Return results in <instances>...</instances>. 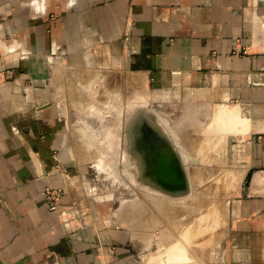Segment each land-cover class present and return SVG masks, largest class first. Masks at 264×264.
Instances as JSON below:
<instances>
[{
	"label": "crops",
	"instance_id": "0c3cea01",
	"mask_svg": "<svg viewBox=\"0 0 264 264\" xmlns=\"http://www.w3.org/2000/svg\"><path fill=\"white\" fill-rule=\"evenodd\" d=\"M120 74L222 109L241 182L219 263L264 264V0H0V264H181L110 212L66 223L44 201L48 184L68 204L87 197L67 156V108L103 84L118 90Z\"/></svg>",
	"mask_w": 264,
	"mask_h": 264
},
{
	"label": "rangeland",
	"instance_id": "374dc122",
	"mask_svg": "<svg viewBox=\"0 0 264 264\" xmlns=\"http://www.w3.org/2000/svg\"><path fill=\"white\" fill-rule=\"evenodd\" d=\"M126 77L127 75L121 74L117 77L118 90H108V86L103 84L96 97L88 100L81 109L75 106L67 108L70 118L67 138V147L70 148H67V156L72 164L73 174L79 175L80 181L84 180L82 194L87 196L79 206L84 212H110L111 222L131 229L140 241H145L151 252L162 255L163 258L164 254L168 259L176 254L181 264H190L192 260L196 264H206L207 261L221 264L219 260L222 259L224 234L235 227L231 206L239 194L241 182L240 157L235 146L237 141L228 138L232 125L226 124L227 117H218L221 108L207 107L205 96L201 92L159 91L136 80L133 88L129 85L132 80H126ZM143 90L151 93L152 101L140 108L135 104L134 94ZM110 93H115L118 97L119 111L104 104ZM141 115L152 124L163 122L171 135H177L174 141L179 157L185 161L186 178L191 185L176 199H169L170 195L162 188L145 184L141 179V169L137 164L136 168L132 162L131 143L133 144L137 133L133 130L131 132V126L136 124ZM181 131L183 136L179 134ZM140 135L141 133L138 134ZM220 139L223 140L222 143H218ZM215 145L220 146V149L218 146L215 149ZM202 182L203 185L200 186ZM180 201L183 203L179 204ZM131 203L140 206L134 211ZM192 204L199 207L191 210L189 206ZM214 213H217V217L220 215L221 222ZM214 217L218 223L214 222ZM134 221L136 226L139 225L138 229L132 228L131 223Z\"/></svg>",
	"mask_w": 264,
	"mask_h": 264
},
{
	"label": "bare ground",
	"instance_id": "6f19581e",
	"mask_svg": "<svg viewBox=\"0 0 264 264\" xmlns=\"http://www.w3.org/2000/svg\"><path fill=\"white\" fill-rule=\"evenodd\" d=\"M98 75V74H97ZM96 76V74H95ZM131 76V75H130ZM139 77V76H138ZM130 78V77H129ZM137 77H135L136 79ZM132 79V78H131ZM134 79V78H133ZM99 80H100V75H99ZM98 80V82H100ZM95 80L92 78V79H89L88 80V83L82 88L83 92L82 94H86L87 96L91 97L93 96L94 92L93 89L92 90V83L94 82ZM97 81V80H96ZM131 81V80H130ZM133 81V80H132ZM137 81V80H136ZM102 82V81H101ZM100 82V83H101ZM95 83V82H94ZM100 83H98L97 85H99ZM101 85V84H100ZM131 85V84H129ZM135 85V84H133ZM98 87V86H97ZM95 88V87H93ZM96 91V90H95ZM81 92V90H80ZM97 92V91H96ZM136 92V91H135ZM138 92V91H137ZM115 94V93H114ZM113 94V95H114ZM150 94L151 93H148L146 90H143L134 94V100H135V104L138 105L140 108H142V106H144L145 104H147L151 99L152 97H150ZM81 95V94H80ZM109 95V94H108ZM111 95V94H110ZM120 95V94H119ZM158 95V93H157ZM112 96V95H111ZM110 98H113L111 97ZM115 97L113 98L114 100L112 101H108V104H110V106L116 110V111H119V107H120V102H119V99L116 97V95H114ZM155 96V95H154ZM160 96V95H159ZM158 96V97H159ZM80 98V96H78ZM94 97H96L94 95ZM161 97V96H160ZM78 98V100H79ZM83 98V97H82ZM157 97H154V99H156ZM162 98V97H161ZM91 99V98H90ZM88 98V100H90ZM108 99V98H107ZM96 100V99H95ZM133 100V98H132ZM152 101V100H151ZM85 102V101H84ZM80 103V102H79ZM83 103V102H82ZM82 105V104H80ZM78 106V105H77ZM108 106V105H107ZM79 107V106H78ZM77 107V108H78ZM80 108V107H79ZM217 113V112H216ZM220 114L218 117L222 116L223 117V114L222 112L218 113ZM134 120V119H133ZM132 120V121H133ZM107 122V120H106ZM135 122V121H134ZM105 123V122H104ZM133 123V122H132ZM136 126L132 125L131 126V132L133 130L134 133H137L135 134V138L133 140V144L131 143V155H132V162H134V165H138L139 167V170L141 169V179L144 180L145 184L149 183L150 187H153V186H156L159 187V188H162L164 189V191L170 195V197H168L169 199H176L177 197H179V194H182L184 191H186L187 187H189L191 184L188 183L187 181V178H186V172H185V161L179 157V153H178V150H177V144L176 142L174 141V139H177V135L174 134V135H171V132L169 131V129L167 128V126H165V124L162 122V123H157V124H152V123H149L145 118H144V115H141L138 117L137 121L135 122ZM188 123V122H187ZM194 123V122H193ZM186 124V123H184ZM190 124V122H189ZM193 125V124H191ZM136 127V128H135ZM184 127V126H183ZM190 128V127H189ZM192 128V127H191ZM184 129V128H183ZM186 129V128H185ZM78 131V130H77ZM193 131V130H192ZM132 132V133H133ZM179 132V131H177ZM140 136H138V134H140ZM187 133V132H186ZM185 133V134H186ZM80 134V133H79ZM82 134V133H81ZM180 135L182 134V131L181 133H179ZM179 136V135H178ZM183 136V134H182ZM182 136H179V137H182ZM82 140L85 141V139H83V136L81 137ZM85 138V137H84ZM129 139V138H128ZM127 139V140H128ZM179 139V138H178ZM183 139V138H182ZM222 140V139H220ZM219 140V141H220ZM87 141V140H86ZM129 141V140H128ZM218 143H222L223 140L221 142ZM131 142V141H129ZM182 142V141H181ZM90 143V142H89ZM193 143V142H192ZM86 144V142H85ZM184 144V143H183ZM208 144L209 141H208ZM217 144V143H216ZM224 144V143H223ZM185 145V144H184ZM190 146L192 145L191 143L189 144ZM221 147L222 145L219 144ZM89 146V145H88ZM127 146V144H126ZM180 146V145H179ZM208 146V145H207ZM218 146V145H217ZM217 146L215 145V149L217 148ZM220 146H218L220 149ZM223 146H226V145H223ZM90 147H92V144H90ZM186 147V146H185ZM194 147V146H193ZM127 148V147H126ZM129 148V147H128ZM223 148V147H222ZM221 148V149H222ZM185 149V148H184ZM191 149V148H190ZM92 150V148L90 149ZM96 150V149H95ZM94 150V151H95ZM130 150V149H128ZM101 151V150H100ZM199 151V150H198ZM216 151V150H215ZM223 151V150H222ZM198 153V152H197ZM211 152H209L210 154ZM216 153V152H215ZM214 153V157H216V154ZM195 154V153H194ZM212 154V153H211ZM221 154V153H219ZM94 155V154H93ZM96 155V154H95ZM130 155V156H131ZM199 156V155H198ZM202 157V156H201ZM209 157V155H208ZM211 157V155H210ZM209 157V158H210ZM186 158V157H185ZM187 159V158H186ZM188 160V159H187ZM206 160V159H205ZM210 160V159H209ZM136 162V163H135ZM191 163V161H189ZM211 162V161H210ZM188 163V162H187ZM133 165V166H134ZM137 165L135 166L137 168ZM96 166V165H95ZM194 173V172H192ZM195 174V173H194ZM197 174V172H196ZM193 175V174H192ZM200 175V174H199ZM198 176V175H197ZM202 176V174H201ZM241 176V175H240ZM193 177H195L193 175ZM239 177V176H238ZM199 177H197L198 179ZM200 178H203V177H200ZM199 178V179H200ZM149 181V182H147ZM194 181V180H193ZM199 181V180H198ZM197 181V182H198ZM141 182V181H140ZM193 183V182H192ZM200 183V182H199ZM207 183V181H206ZM225 183V182H224ZM238 183V182H237ZM197 184V183H196ZM203 185V182L201 183L200 186ZM192 188V187H191ZM201 188V187H200ZM205 188V187H204ZM209 188V187H208ZM207 188V189H208ZM160 189V190H162ZM206 189V188H205ZM196 190V188L194 189ZM199 190V189H197ZM210 189H208L209 191ZM225 190V189H223ZM190 191V189H189ZM192 192V191H191ZM151 193V191L149 192V194ZM153 193V192H152ZM194 193V191L192 192ZM191 193V194H192ZM156 194V193H155ZM154 194V195H155ZM189 194V193H188ZM196 194V193H195ZM198 194V193H197ZM200 194V193H199ZM151 195V194H150ZM149 196V195H147ZM157 196V195H156ZM163 197V196H162ZM150 198V197H149ZM161 198V197H160ZM189 198V197H188ZM187 198V199H188ZM198 198V196H197ZM209 198V197H208ZM151 199V198H150ZM154 199V198H153ZM166 199V198H165ZM185 199V198H184ZM158 200H159V197H158ZM167 200V199H166ZM183 200V199H182ZM156 201V200H155ZM176 201V200H174ZM192 201V200H191ZM198 201V200H197ZM134 202V201H133ZM137 202V201H135ZM153 202V201H152ZM181 202V201H180ZM157 203V202H156ZM176 203V202H175ZM183 201L179 204H182ZM215 205V204H214ZM130 206L132 207V210L136 211V209L139 208L140 204H137V203H131ZM181 206V205H179ZM213 206V205H212ZM166 207V206H165ZM185 207V206H184ZM191 210L193 209H197L199 206L196 205V204H192L191 206H189ZM211 207V206H210ZM209 207V208H210ZM216 207V206H215ZM214 207V208H215ZM159 208V207H158ZM164 208V207H163ZM169 208V207H167ZM188 208V206H187ZM217 208V207H216ZM215 208V209H216ZM175 209V208H174ZM205 210V209H204ZM214 210V209H213ZM219 210V209H218ZM167 211V210H166ZM203 211V210H202ZM207 211V210H206ZM217 211V210H216ZM165 212V211H164ZM178 212V211H177ZM212 212H215V211H212ZM139 213V212H138ZM187 213V212H186ZM191 213V212H190ZM195 213V212H194ZM203 213V212H202ZM201 213V214H202ZM219 213V212H217ZM217 213H214V215ZM196 214V213H195ZM200 215V213H199ZM213 215V216H214ZM215 215V216H216ZM186 216V215H185ZM184 216V217H185ZM189 216V215H187ZM206 216V215H205ZM204 216V217H205ZM180 217V215L178 216ZM217 217V216H216ZM219 217L220 215L217 217V219L219 220ZM182 218V217H181ZM135 219V218H134ZM201 219V218H200ZM215 219V217H214ZM206 220V219H205ZM178 221V220H177ZM216 221V219L214 220V222ZM220 221V220H219ZM179 222H181L179 220ZM196 222V221H195ZM202 222V220H201ZM200 222V224H201ZM205 222V221H204ZM212 221V223H214ZM221 222V221H220ZM216 223H218V221H216ZM215 223V224H216ZM130 224V222H129ZM211 224V223H210ZM199 225V224H198ZM131 226L132 228H136L138 229L139 228V225L136 226L135 225V221L131 223ZM190 226V225H189ZM209 226V224H208ZM207 226V227H208ZM211 226V225H210ZM209 226V227H210ZM130 227V226H129ZM193 227V226H192ZM200 227V226H198ZM202 228V227H200ZM204 228V227H203ZM205 229V228H204ZM203 229V230H204ZM208 229V228H206ZM210 229V228H209ZM208 229V230H209ZM207 230V231H208ZM201 231V230H200ZM199 231V232H200ZM205 232V230H204ZM202 234V232L200 233ZM204 234V233H203ZM206 234V233H205ZM136 235V234H134ZM138 235V233H137Z\"/></svg>",
	"mask_w": 264,
	"mask_h": 264
},
{
	"label": "built area",
	"instance_id": "2783aa9c",
	"mask_svg": "<svg viewBox=\"0 0 264 264\" xmlns=\"http://www.w3.org/2000/svg\"><path fill=\"white\" fill-rule=\"evenodd\" d=\"M59 174H63L66 177H69V171L67 168H62L58 166L56 168ZM65 190L58 186L48 184L44 188L43 197L46 202L48 209L58 214L66 223L74 221L76 218H79L80 215H83V209L79 206L80 203H66L63 200Z\"/></svg>",
	"mask_w": 264,
	"mask_h": 264
}]
</instances>
